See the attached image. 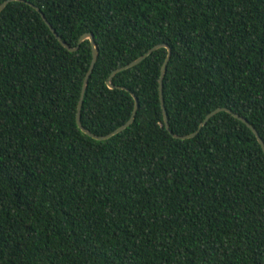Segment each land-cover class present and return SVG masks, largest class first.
Here are the masks:
<instances>
[{
  "label": "trees",
  "instance_id": "trees-1",
  "mask_svg": "<svg viewBox=\"0 0 264 264\" xmlns=\"http://www.w3.org/2000/svg\"><path fill=\"white\" fill-rule=\"evenodd\" d=\"M5 0H0V4ZM93 35L98 58L77 126ZM158 44L167 49L110 74ZM264 0H20L0 12V264H264Z\"/></svg>",
  "mask_w": 264,
  "mask_h": 264
},
{
  "label": "water",
  "instance_id": "water-1",
  "mask_svg": "<svg viewBox=\"0 0 264 264\" xmlns=\"http://www.w3.org/2000/svg\"><path fill=\"white\" fill-rule=\"evenodd\" d=\"M13 1H20V0H5L4 2H2L0 4V12H2L4 10V8L10 3V2H13ZM30 6L34 7L36 11H38L42 17V19L44 20V22L46 23L47 27L50 29V31L52 32V34L56 37V39L58 40V42L66 49L68 50L69 52H75L76 50H78V47L79 45L83 42V41H86L88 40L90 42V47H91V55H92V58H91V62H90V66L86 72V75H85V78L83 80V84H82V89H81V93H80V97H79V100H78V104H77V113H76V123H77V126L78 128L87 136L93 138L94 140H97V141H104V140H108L110 139L111 137L121 133L122 131H124L125 129H127L134 121L135 119V115H136V112L138 110V100L137 98L135 97L134 94H132V97L134 98V109H133V112L131 114V117L130 119L125 123L123 124L122 126H120L119 128L115 129L114 131H112L111 133L105 135V136H97L93 133H91L89 130L85 129L83 126H82V123H81V109H82V105H83V99H84V95H85V92H86V88H87V84H88V80H89V77L93 71V68L96 64V61H97V58H98V48L95 44V41H94V38H93V35L91 33H86V34H83L79 40H78V43H77V46L76 47H70L69 45H67L62 39L61 37L55 32V30L52 28V26L50 25V23L46 20V18L44 17V15L41 13L40 9L35 7L33 4L31 3H28ZM160 48H165L167 49V56L161 66V69H160V74H159V79H158V92H159V101H160V104H161V108H162V113H163V119H164V123H165V127L166 129L171 133V131L169 130V124H168V117H167V112L165 110V107H164V99H163V79L165 77V73H166V69H167V64L170 60V57H171V48L166 45V44H158V45H155L153 46L152 48H150L145 54H143L142 56L138 57L137 59L133 60L132 62H130L129 64L123 66V67H120L116 70H114L110 76H109V79L107 80L106 84L108 86V88L110 89H113L114 86L111 84V78L113 76H115L117 73L121 72V71H124V70H127V69H130L132 67H135L137 66L138 64H140L143 60H145L148 56H150L155 50L157 49H160ZM219 112H227V113H231L233 115L234 118L238 119L239 121H241L242 123H244L252 132L253 134L256 136L257 138V141L259 143V145L261 146V149L264 153V142L263 140L261 139V137L259 136L258 132L256 131V129L247 122L246 119L242 118L241 116H239L238 114H235V113H232L229 109L227 108H217L213 111H211L209 114L206 115V117L204 118V120L201 122V124L199 125V128L192 134H189V135H185V136H178V135H173L174 138L176 139H180V140H186V139H191L193 137H195L199 130L213 117L215 116L217 113ZM172 134V133H171Z\"/></svg>",
  "mask_w": 264,
  "mask_h": 264
}]
</instances>
